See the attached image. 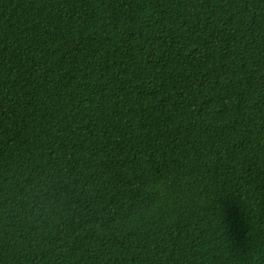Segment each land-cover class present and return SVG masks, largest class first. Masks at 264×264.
Wrapping results in <instances>:
<instances>
[{
  "label": "trees",
  "instance_id": "1",
  "mask_svg": "<svg viewBox=\"0 0 264 264\" xmlns=\"http://www.w3.org/2000/svg\"><path fill=\"white\" fill-rule=\"evenodd\" d=\"M0 264H264V0H0Z\"/></svg>",
  "mask_w": 264,
  "mask_h": 264
}]
</instances>
